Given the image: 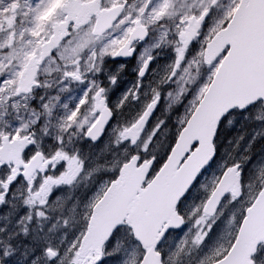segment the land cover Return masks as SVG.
I'll list each match as a JSON object with an SVG mask.
<instances>
[{
  "label": "snow or ice",
  "instance_id": "snow-or-ice-1",
  "mask_svg": "<svg viewBox=\"0 0 264 264\" xmlns=\"http://www.w3.org/2000/svg\"><path fill=\"white\" fill-rule=\"evenodd\" d=\"M220 5L99 0L85 7L80 0H8L0 9L17 13L13 21H0V238L13 242L20 236L16 229L22 231L21 264H169L165 242L185 225L177 256L187 246L202 251L197 264H264V233L249 237L264 219V178L255 187L245 184L242 156L224 161L207 183L199 180L216 156L223 123L231 124L237 112L264 111V94L228 100L218 109L231 63L222 61L230 51L237 54L235 41L226 40L215 56L208 43L217 27L236 26L235 0ZM165 50L167 63L157 79L150 73ZM129 68L133 83L120 91ZM190 69L197 73L191 84L184 80ZM145 82L153 85L150 90ZM165 101V111L183 103L171 128L158 114ZM133 102L139 105L135 114L116 119L117 110ZM81 141L104 143L103 170L89 166ZM181 149L176 168L186 167L150 219L139 217L131 204L115 206L130 167L143 177L132 199L147 198L149 185L156 187L155 178ZM86 172L98 175L69 205L64 189ZM197 183L206 194L192 202ZM11 258L9 249L0 248V264Z\"/></svg>",
  "mask_w": 264,
  "mask_h": 264
},
{
  "label": "water",
  "instance_id": "water-1",
  "mask_svg": "<svg viewBox=\"0 0 264 264\" xmlns=\"http://www.w3.org/2000/svg\"><path fill=\"white\" fill-rule=\"evenodd\" d=\"M81 2V1H80ZM85 7L98 4L99 0L81 2ZM104 11V10H101ZM236 17L235 28L220 29L209 41L213 55H218L227 40L235 41L237 54L230 53L222 63H230L224 89L218 101V109L222 108L228 100L246 102L253 95L264 94V0H240L233 12ZM186 149L179 150L169 166L156 179V187L151 189V195L147 198L132 199L139 186V180L135 166L127 170L126 182L120 189V198L115 206L120 207L131 204L139 217L147 221L158 212L167 199L169 192L174 187L173 178L186 165L177 169L180 155ZM191 161H189L190 163ZM144 189L142 191H149ZM264 233V219L259 220L250 230L249 237H257Z\"/></svg>",
  "mask_w": 264,
  "mask_h": 264
},
{
  "label": "rangeland",
  "instance_id": "rangeland-1",
  "mask_svg": "<svg viewBox=\"0 0 264 264\" xmlns=\"http://www.w3.org/2000/svg\"><path fill=\"white\" fill-rule=\"evenodd\" d=\"M38 2V0H36ZM238 0H235V5L237 4ZM20 3L23 4V0H20ZM205 3H208V0H205ZM8 4V0H0V9H6V6ZM222 7H223V0H222ZM235 7L231 9V11L234 10ZM17 13H7L0 12V21H13L15 19V16ZM31 17L29 16L27 20H30ZM7 26V25H5ZM219 27H217V30ZM4 36L3 34H0V40H3ZM167 50H165L166 52ZM164 56V55H163ZM166 60L164 61L167 63V55L165 56ZM164 71V68H163ZM197 76V73L195 71H192L190 69L189 74L185 75L184 80H186L189 84L192 83V81ZM183 84V81H182ZM161 87L167 88L166 85H162ZM167 107V101L164 102V104L158 109V114H160L163 117L167 116L170 117V121L172 122V125L176 124V118L177 116L183 112V103L174 104L171 109H168L165 111V108ZM130 112V111H128ZM135 112H131L129 114V117L131 118ZM247 117V118H245ZM259 117V119H257ZM127 118V116H126ZM116 119H124L126 120L122 114H117ZM241 125L244 127H247L246 129L241 130ZM251 140L256 141L253 152H255L259 157L254 162H249L248 166L249 169L247 171L245 184H248L251 182L252 186L254 187V179L257 178L259 173V168L264 166V111H257L253 110L251 112H243L235 114L234 120L231 124H229L227 121L223 123V125L220 127L217 137L215 139L216 141V147L219 145L218 154L221 156V158L218 159V161L215 163V165L208 171L206 177H211L214 174H218L219 167L223 164L224 161H232V160H238L241 159L240 154H244V152L249 149ZM81 146L83 148V154L88 158L89 160V166L95 168L99 167L101 170L106 166L105 157L101 155L100 149L104 148V143L101 142L97 144L95 147L85 144L83 141L80 142ZM112 146L109 145V148ZM97 154V157H94ZM92 165H91V160ZM110 160L111 158L108 157ZM98 175V173H93L92 176H88L87 172L84 175H81L77 184L72 189H64L65 195H70L71 199L68 201V204L75 203V199L79 197V193H86L87 188L86 186L90 185L92 183L95 176ZM107 179V177H105ZM201 183H207L208 180L206 178L200 179ZM206 194V189L200 187V183H197L194 187L189 199L192 202L198 201L202 196ZM231 210V206H229L228 209L225 210L224 214L220 216V218L217 220V224L219 225V228L216 229L215 233L212 234V238L215 239V236L219 235L220 231L224 228V222L228 218V213ZM69 220H71V217H68ZM59 230V226H58ZM16 231H20V229H16ZM188 231V226L186 225V228L183 230V232L178 235L177 241L179 243L182 236H184V233ZM59 234V233H57ZM189 235H191L189 233ZM173 235L169 237L171 239ZM6 237L0 238L2 242H0V248H6L9 249L12 252L16 250L15 248H10L6 245ZM171 246L169 244V247L167 248V254H170L171 259L169 260V264H172L176 259V250L177 245ZM202 255V254H201ZM200 255V256H201ZM21 255L17 254L12 255L10 264H21L20 263Z\"/></svg>",
  "mask_w": 264,
  "mask_h": 264
},
{
  "label": "flooded vegetation",
  "instance_id": "flooded-vegetation-1",
  "mask_svg": "<svg viewBox=\"0 0 264 264\" xmlns=\"http://www.w3.org/2000/svg\"><path fill=\"white\" fill-rule=\"evenodd\" d=\"M220 7H222V0H221ZM166 55H167V51L162 53L161 56L158 57L157 62L154 63L153 66H152L153 69H155V71L150 73L151 76H155L158 79L159 76H161L163 74V65L165 64L164 61L166 60V58H165ZM121 59H124V58H121ZM134 75H135V72L132 71L131 68H129L123 74V81H122V84H121L120 91L125 90L128 86H130L133 83L131 77L134 76ZM151 86H153V85L148 84L147 82H145V84L143 85V87L145 89H147V90H150ZM149 94H150V91H149ZM118 95H119V92H117V96ZM138 107H139V105L136 102H133L132 105H129L127 107H123L122 110H117V112H118V114H122V116L125 119H126V116H128V118L130 119L129 114L131 112H133V111L136 112ZM128 111H130V112H128ZM246 128L247 127H244L243 125H241V130L242 129H246ZM255 143H256V141L251 140V144H250L249 149H247L244 152V154H240L241 157L242 156L247 157V159L244 160V162L242 164L244 182H245V179H246L247 171L249 169V166H248L249 162H251V161L254 162L259 157V155H257L255 152H253V147H254ZM219 158H221V156L218 154V149H217V154H216L215 158L210 163V165L207 167V171L204 172V175L201 176L202 178H206V180H208L206 175H207L208 171L215 165V163L218 161ZM261 168H264V166H262ZM261 168H259V170H258L259 173H260ZM220 171H221V166L219 167L218 174L220 173ZM261 178H264V177H260V175H259L257 178L254 179V182H255L254 187H255L256 184L259 183V180ZM199 179H200V177H199ZM82 194H84V193H82V192L79 193V196H81ZM18 232H20V236L13 242H9L8 239H6V245L8 247H10V248H15L16 249V250H14V252H12V255L16 256L17 254H20L21 255L20 263H21L23 253L25 251V242H24V239H23L22 231H18ZM182 232H183L182 229L178 230V231H174L173 234H172L173 236L171 237V239H168L165 242V252H166V254H167V248L169 247V244H171V246H175L178 243V241H177L178 235H180ZM209 242H211V241H209ZM177 250H176V252H177ZM201 254H202V251L200 249L189 248V247L186 246L185 249L183 250V252H180V254L177 256V259L172 264H197Z\"/></svg>",
  "mask_w": 264,
  "mask_h": 264
},
{
  "label": "trees",
  "instance_id": "trees-1",
  "mask_svg": "<svg viewBox=\"0 0 264 264\" xmlns=\"http://www.w3.org/2000/svg\"><path fill=\"white\" fill-rule=\"evenodd\" d=\"M167 122H168V123H170V121H169L168 117H167Z\"/></svg>",
  "mask_w": 264,
  "mask_h": 264
}]
</instances>
